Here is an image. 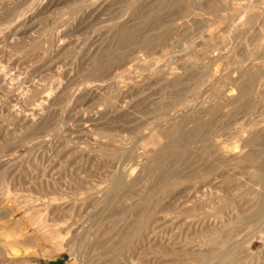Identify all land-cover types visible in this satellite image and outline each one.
Instances as JSON below:
<instances>
[{"label":"rangeland","instance_id":"obj_1","mask_svg":"<svg viewBox=\"0 0 264 264\" xmlns=\"http://www.w3.org/2000/svg\"><path fill=\"white\" fill-rule=\"evenodd\" d=\"M262 134L264 0H0V264H264Z\"/></svg>","mask_w":264,"mask_h":264},{"label":"bare ground","instance_id":"obj_2","mask_svg":"<svg viewBox=\"0 0 264 264\" xmlns=\"http://www.w3.org/2000/svg\"><path fill=\"white\" fill-rule=\"evenodd\" d=\"M255 1V0H254ZM256 3V2H255ZM116 4V3H115ZM225 6V5H224ZM184 7V6H183ZM194 9V8H193ZM246 10V9H245ZM244 10V11H245ZM26 12V11H25ZM233 12V11H232ZM211 13V12H210ZM245 13V12H244ZM242 15V14H241ZM224 16V15H223ZM248 16V15H247ZM245 17V16H244ZM220 18V17H219ZM225 19H226V17H225ZM214 20H216L215 18H214ZM125 21V20H124ZM217 22V21H216ZM221 24V23H220ZM197 25V24H196ZM207 26V25H206ZM149 27V26H148ZM223 27V26H222ZM107 32V31H106ZM247 36V35H246ZM110 38V37H109ZM218 39V38H217ZM215 42V41H214ZM222 45V44H221ZM246 45V44H245ZM217 46V45H216ZM220 46V45H219ZM224 47V46H223ZM226 48V47H225ZM246 48H247V46H246ZM95 49V48H94ZM223 49V48H222ZM252 49V48H251ZM258 51V50H257ZM262 51V50H261ZM223 52V51H222ZM217 54V53H216ZM215 54V55H216ZM232 59V58H231ZM236 59V58H235ZM251 59V58H250ZM260 59V58H259ZM135 60V59H134ZM217 60V59H216ZM209 61H211L210 59H209ZM222 61V60H221ZM214 62V61H213ZM249 62V61H248ZM134 63V62H133ZM198 64V63H197ZM130 65V64H129ZM133 67V66H132ZM257 67V66H256ZM253 68V67H252ZM258 68V67H257ZM179 70V69H178ZM245 70V69H244ZM244 70H242V71H244ZM247 70V69H246ZM185 71V70H184ZM249 71V70H248ZM216 72H217V69H216ZM259 73V72H258ZM212 74V73H211ZM228 74V73H227ZM241 74V73H240ZM243 74V73H242ZM176 75V74H175ZM197 75V74H196ZM243 75H245V74H243ZM172 76V75H171ZM170 76V77H171ZM216 76V75H215ZM224 76V75H223ZM240 76V75H239ZM249 76V75H248ZM208 77V76H207ZM241 77V76H240ZM240 77H239V79H240ZM168 78V77H167ZM177 78V77H176ZM243 78V77H242ZM258 78V77H257ZM115 79V78H114ZM120 79V78H119ZM230 79V78H229ZM238 79V78H237ZM236 79V80H237ZM171 80V79H170ZM176 80H178V79H176ZM217 80V79H216ZM229 81V80H228ZM231 81V80H230ZM234 81H235V79H234ZM238 81H240V80H238ZM237 81V82H238ZM80 82V81H79ZM190 82V81H189ZM210 82V81H209ZM209 82H207L208 84H209ZM233 82V81H232ZM231 82V83H232ZM236 82V83H237ZM3 83V82H2ZM1 83V85H3ZM211 83V82H210ZM208 84H206V85H208ZM210 86V85H209ZM213 86V85H212ZM234 86V85H233ZM105 87H107V86H105ZM136 87V86H135ZM221 87V86H220ZM85 88V87H84ZM229 88V87H228ZM88 89H89V87H88ZM91 89V88H90ZM98 89V88H97ZM203 89V88H202ZM201 89V90H202ZM105 90V89H104ZM189 91V90H188ZM187 91V92H188ZM230 90H228V92H229ZM231 91H233L232 89H231ZM96 92V91H95ZM208 92V91H207ZM228 92H226L227 94H228ZM99 93V92H98ZM205 93V92H204ZM232 93H234V92H232ZM208 94V93H207ZM219 94H221V93H219ZM225 94V93H224ZM223 95L222 96V98H221V102H223V103H227V102H230V100H231V96L230 95ZM231 94V93H230ZM236 94V93H235ZM234 94V95H235ZM211 95V94H210ZM233 95V96H234ZM43 97V96H42ZM201 97V96H200ZM205 97V96H204ZM236 97V96H235ZM214 98V97H213ZM46 99V98H45ZM174 99V98H173ZM211 99V98H210ZM220 99V98H219ZM218 99V100H219ZM237 99V98H236ZM16 100H18V99H16ZM48 100V99H47ZM214 100V99H213ZM216 100V99H215ZM234 101H235V98L233 99ZM201 101V100H200ZM14 102V101H13ZM46 102V101H45ZM193 102V101H192ZM215 102V101H214ZM218 102H220V101H218ZM220 102V103H221ZM44 103V102H43ZM220 103H218V104H220ZM231 103V102H230ZM234 103V102H233ZM227 105V104H226ZM205 106H207V105H205ZM210 106V105H209ZM232 106H234V105H232ZM187 107V106H186ZM202 107V106H201ZM192 108V107H191ZM197 108V107H196ZM203 108V107H202ZM201 108V109H202ZM210 108V107H209ZM211 108H212V106H211ZM216 108V107H215ZM222 108V107H221ZM224 108V107H223ZM226 108V107H225ZM198 109V108H197ZM206 109V108H205ZM214 109V108H213ZM212 109V110H213ZM227 109V108H226ZM225 109V110H226ZM207 110V109H206ZM211 110V109H210ZM193 111V110H192ZM114 112V111H113ZM179 112V111H178ZM194 112H196V114H197V111H194ZM206 112V111H205ZM134 113V112H133ZM177 113V112H176ZM125 114V113H124ZM170 115V114H169ZM191 115V111L189 110V109H186V110H184V111H181V112H179L178 114H175V115H171V117L170 118H168L167 116H166V118H167V120H168V125H170V126H172V125H174L175 123H177V122H179V121H181V122H184V119H187L189 116ZM123 116V115H122ZM227 116V115H226ZM201 117V116H200ZM199 117V118H200ZM213 117H216V116H213ZM25 118V117H24ZM194 118V117H193ZM104 119V118H103ZM166 120V121H167ZM115 121V120H114ZM136 121V120H135ZM162 121V120H161ZM20 122V121H19ZM180 122V123H181ZM158 123V122H157ZM161 123H163V122H161ZM159 124V123H158ZM158 124H155V127L150 131V132H152V135H153V142L155 143V144H157V143H159V141H160V139L163 137V136H161L162 134H161V132H163V129H164V127H163V125H158ZM153 125H154V123H153ZM168 125H166V127H168ZM177 125V124H176ZM179 125V124H178ZM187 125V124H186ZM83 126V125H82ZM169 126V127H170ZM175 126V125H174ZM177 127V126H176ZM203 127V126H202ZM175 128V127H174ZM182 128V127H181ZM191 128V127H190ZM194 128V127H193ZM255 128V127H254ZM166 129V128H165ZM164 129V130H165ZM169 129V128H168ZM177 129V128H176ZM175 129V130H176ZM181 130V129H180ZM199 130V129H198ZM197 130V131H198ZM254 130V129H253ZM196 131V130H195ZM237 131V130H236ZM260 131V130H259ZM167 132V131H166ZM165 132V133H166ZM182 132V131H181ZM220 132V131H219ZM261 132V131H260ZM82 133V132H81ZM164 133V132H163ZM175 133V132H174ZM168 134V133H167ZM139 135H140V133H139ZM165 135V134H164ZM195 135V134H194ZM211 135V134H210ZM238 135V134H237ZM262 135H264V134H262ZM142 136H144V135H142ZM192 136V135H191ZM173 137V136H172ZM232 137V136H231ZM166 138V137H165ZM241 138V137H240ZM139 140H141V137H139ZM174 140V139H173ZM164 141V140H163ZM184 141V140H183ZM243 141V140H242ZM150 143V142H149ZM161 144H162V142H160ZM189 143V142H188ZM218 143V142H217ZM160 144V145H161ZM214 144V143H213ZM220 145V144H219ZM100 146V145H99ZM223 146V145H222ZM240 146V145H239ZM120 148V147H119ZM160 148V147H159ZM219 148H221V147H219ZM224 148V147H223ZM222 148V150H221V154H223V156L224 157H226V158H228V159H231V160H236V159H238V157L240 156L237 152H235V150H232L231 151V149H228V150H226V148H224L223 149ZM111 149V148H110ZM157 150H158V148H157ZM161 150V149H160ZM238 150V149H237ZM125 151V150H124ZM155 151V150H154ZM239 151H241V149L239 150ZM219 153V152H218ZM240 153V152H239ZM241 154V153H240ZM242 156H243V153L241 154ZM245 155V154H244ZM123 159V158H122ZM239 159H241V158H239ZM244 159V158H243ZM127 160V159H126ZM223 161V160H222ZM230 161V160H229ZM237 161V160H236ZM259 161V160H258ZM264 164V163H263ZM154 167V166H153ZM213 170V169H212ZM214 173V172H213ZM131 177V176H130ZM130 177H128V178H130ZM209 183V182H208ZM130 186V185H129ZM263 186V185H262ZM255 192V191H254ZM171 194V193H170ZM52 202V201H51ZM47 204H49V203H47ZM51 205V204H50ZM49 205V210H51L50 209V207L52 206H50ZM61 206V205H60ZM48 207V206H47ZM46 207V208H47ZM59 207V206H58ZM45 208V207H44ZM48 209H46V211L45 212H53V210L52 211H49ZM63 209H65V208H63ZM48 210V211H47ZM22 213V212H21ZM44 213V212H43ZM37 214V213H36ZM49 215V214H48ZM48 215H47V218H48ZM39 216V215H38ZM51 217V216H50ZM56 217V216H55ZM39 218V217H38ZM50 218H48V220H49ZM41 220V219H40ZM48 220H46V216H45V219H43V216H42V224L40 225V227H34L32 230H33V232L38 236L37 238L39 239L38 241H41V240H46V239H48V240H46V241H50V242H53V244L56 246V243H57V240H58V237L61 235L60 233H59V236L58 235H56V233L54 232V230H55V228H54V230H52V229H49V226H48V229H46L47 228V224H49L48 223ZM19 222V220L18 221H16L14 224L15 225H17V223ZM41 223V222H40ZM19 224H21V223H19ZM85 224V223H84ZM23 225V224H22ZM39 224H37V226H38ZM19 226V225H18ZM21 226V225H20ZM51 226V225H50ZM14 228H11L9 231H10V233H8V234H6L5 236H4V238H5V240L6 239H10V242L9 243H4L5 244V249H6V247L10 250V251H14V250H16L17 248L16 247H18L17 245L20 243V239L19 238H21L23 235H21L19 232V230L18 229H15V226H13ZM53 227V226H52ZM72 227V226H71ZM20 228V227H19ZM70 229V228H69ZM69 229L67 230V231H69ZM3 230V229H2ZM32 232V233H33ZM79 233V232H78ZM58 234V233H57ZM34 237V236H33ZM22 238H25V235L22 237ZM33 239H35V238H33ZM32 239V240H33ZM60 239V238H59ZM7 242V241H6ZM36 244H38V243H36ZM35 244V245H36ZM52 244V243H51ZM38 246V245H37ZM60 246V245H59ZM58 246V247H59ZM15 248V249H14ZM4 252V251H3Z\"/></svg>","mask_w":264,"mask_h":264}]
</instances>
